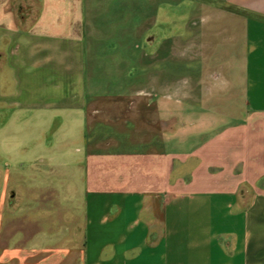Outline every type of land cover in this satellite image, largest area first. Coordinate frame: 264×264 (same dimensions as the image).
I'll list each match as a JSON object with an SVG mask.
<instances>
[{
  "label": "crops",
  "instance_id": "obj_1",
  "mask_svg": "<svg viewBox=\"0 0 264 264\" xmlns=\"http://www.w3.org/2000/svg\"><path fill=\"white\" fill-rule=\"evenodd\" d=\"M80 240L264 264V0H0V264Z\"/></svg>",
  "mask_w": 264,
  "mask_h": 264
},
{
  "label": "rangeland",
  "instance_id": "obj_2",
  "mask_svg": "<svg viewBox=\"0 0 264 264\" xmlns=\"http://www.w3.org/2000/svg\"><path fill=\"white\" fill-rule=\"evenodd\" d=\"M9 200V198H8ZM81 212H83V209H80ZM80 235H82L83 230L82 227L79 229ZM82 240L78 243H74L75 250L71 253L69 259L66 261L65 264H82V258H83V245Z\"/></svg>",
  "mask_w": 264,
  "mask_h": 264
}]
</instances>
